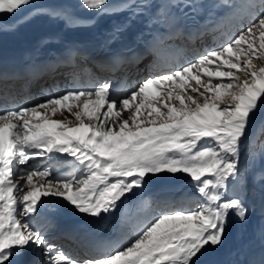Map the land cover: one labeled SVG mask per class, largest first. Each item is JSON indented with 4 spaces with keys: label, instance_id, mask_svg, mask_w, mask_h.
Masks as SVG:
<instances>
[{
    "label": "snow or ice",
    "instance_id": "6c2138e0",
    "mask_svg": "<svg viewBox=\"0 0 264 264\" xmlns=\"http://www.w3.org/2000/svg\"><path fill=\"white\" fill-rule=\"evenodd\" d=\"M79 2L98 14L127 10L137 16L150 7L137 0L115 7L109 0ZM30 3L0 0V15H14ZM231 7L252 17L251 23L218 48L150 73L123 98L104 82L0 105V264H12L29 246L43 249L42 258L33 255L29 264H198L207 249L223 244L230 216L247 220L249 198L264 213V167L254 171L264 161V141L259 152L252 151L248 131L264 105V63H257L264 61V0ZM41 12L70 24L87 22L64 9L31 14ZM122 30L117 26L112 38ZM6 78L0 73V81ZM64 111L74 120L54 118ZM57 154L72 159L67 175L28 167L30 160ZM161 173L186 174L203 203L159 209L108 251L72 256L28 222L53 198L91 217L110 214L149 176ZM247 264H264V249Z\"/></svg>",
    "mask_w": 264,
    "mask_h": 264
},
{
    "label": "bare ground",
    "instance_id": "6f19581e",
    "mask_svg": "<svg viewBox=\"0 0 264 264\" xmlns=\"http://www.w3.org/2000/svg\"><path fill=\"white\" fill-rule=\"evenodd\" d=\"M175 1L137 0V3L146 2L150 7L142 14L132 16L127 10L117 11L114 14H98L95 11L87 10L84 6L73 7L64 0H31L29 5L22 6L14 15H0V62L15 60L21 56H44L45 54H50L55 58L61 57L65 62L55 69L47 67V71H44L40 77L32 76L25 81L13 79L0 82V93H3L0 97L1 105L6 104L11 107L18 102H26L30 99L27 95L24 99L17 100L12 95L15 88L30 91L31 88L40 87V91L30 95L39 98L47 93L46 88L49 93L59 90L64 78L68 76H70V80L65 88L70 87V84L76 80L78 81L76 87L87 88L93 78L97 81L96 86L110 82V88H112L119 74L128 72V85L121 92L122 95L145 70L146 75L141 80L148 78L150 73L186 61L197 52L219 46L234 32L237 22L243 20L241 15L245 17V14L241 12L240 15H235L234 20V16L229 13V10L200 16L199 11L201 12L202 7L207 9L208 5H214L213 1H196L199 8L192 11L180 7L176 9ZM126 2L127 0H113L109 2L108 6L115 7ZM51 8L64 9L73 17L87 22L70 24L63 17H50L46 12L37 15L31 14L34 9ZM190 24H193V29H189L191 28ZM117 26H121L123 30L113 39ZM189 30L191 31L189 32ZM206 36L210 44H206V40L204 41ZM158 42L174 44L176 48V50L174 48V59L170 60L167 56L161 58L159 57L160 53L157 54L154 51L155 54L152 53L151 56L138 63L129 61L130 58L134 59L137 54H146L150 51L148 46H153ZM97 48H103V53H100L101 50L96 52ZM171 56L173 55L170 54ZM242 76H244L243 73ZM40 85L43 86V89ZM7 97L9 98L4 99ZM64 113L66 115L63 119L74 120L73 116L65 111ZM255 115L264 116V105H261ZM54 118L59 119L56 116ZM124 118L126 119L127 116ZM245 151H248V148ZM253 151L259 152L254 149ZM40 163L45 168L51 167L53 174L56 175L59 170L70 167L72 159L57 154L51 160L46 157L42 158ZM244 167L243 162L241 168ZM261 167H264L263 161L256 165L254 171H258ZM251 184L252 176L249 187ZM232 187L230 185L229 190ZM162 193L164 196L160 197ZM185 197H187L186 200H184ZM196 201L197 204L203 203V198L195 191L190 178L186 181L174 180V182L164 183L152 180L149 176L142 190H137L134 195L120 202L116 210L110 214L102 215L99 218L91 217L78 213L72 208L70 210L71 206L66 202L53 198L45 199L40 205L38 213L31 216L28 222L39 228L47 225V230H50L47 231L48 233L44 232L47 240H53L51 243L62 248L68 254L87 256L97 252L86 249L78 243L76 238L66 240L63 237H56L59 234L60 225L72 223L79 227H87L96 224L95 229L98 230L101 226H105L106 229L107 226L113 225L116 232L121 233L122 242H124L133 225L159 209L169 207L170 204L172 207H186L192 203L191 206L194 207L197 205ZM258 204V201L253 202L256 210L253 211L254 213L249 211L245 222H240L234 216H230L223 244L217 248L207 249L200 256L198 264H247L248 261L258 258L264 249V240H262L264 213ZM61 205H63V209H57ZM51 218H55V220L52 221ZM42 253V248L34 249L29 246L28 249H25L24 255L13 258L12 264H29L33 255L35 259L40 260Z\"/></svg>",
    "mask_w": 264,
    "mask_h": 264
},
{
    "label": "rangeland",
    "instance_id": "374dc122",
    "mask_svg": "<svg viewBox=\"0 0 264 264\" xmlns=\"http://www.w3.org/2000/svg\"><path fill=\"white\" fill-rule=\"evenodd\" d=\"M63 1V0H62ZM110 1H113V0H109ZM196 1H201V0H182V2L179 4V6H177V0L174 2V7H176V9L178 7H180L181 9H184V10H187V11H192V10H197L199 8V6L196 4ZM203 1H206V0H203ZM209 1V0H207ZM210 1H213L214 5H208L206 8L207 9H204V7H202L203 9H201V12L199 11V15L200 16H204L205 14L207 15H211V14H215L217 12H221V11H227L229 10V13L232 14V16H234V20H235V15H240L241 12H237L236 9L232 8L231 5L232 4H240L242 2V0H210ZM82 5H79L77 8L81 7ZM210 6V7H209ZM203 10V11H202ZM203 13V14H202ZM237 19V18H236ZM241 19H243L242 21H238L237 22V26L234 27V32H232L231 36L227 37L225 41H227L230 37H232L234 34H236L238 32L239 29L243 28V27H246L248 26L249 23H251L252 21V17L248 16L245 14V17H243V15H241ZM44 22V20H43ZM217 22V21H216ZM240 22V23H239ZM45 30H43L44 32ZM46 32V31H45ZM206 40V44H210L209 43V39L208 37L206 36V39H204V41ZM224 41V42H225ZM222 42V41H221ZM223 42V43H224ZM223 43H221L220 45H222ZM219 45V46H220ZM219 46H216L215 48H218ZM211 49H213V47H211ZM210 50V49H209ZM205 51H200V52H197L196 54L193 55L194 56H197L198 54L200 53H203ZM193 57H190L188 60L192 59ZM257 63H264V61H257ZM164 70H167V69H161L160 71H164ZM146 70L140 75L138 76L133 82H132V85L131 87H129L125 93H122V95L120 97H123L125 94H130V90L133 88V87H138V83L137 82H141V78L144 77L146 75ZM159 72V71H158ZM149 73V72H148ZM148 75V74H147ZM239 75L241 76V79H244L245 77L242 76V72L239 73ZM68 77L64 78V81L62 82L59 90L57 91H60L61 89H64L65 86H68V84L66 83V79ZM96 83L97 81L93 78L91 83L89 84V86L87 88H91L93 86H96ZM43 89V86L40 85ZM34 88V87H33ZM30 89V88H29ZM47 89V88H46ZM37 91H40V87H35L34 89L31 88L30 91H23L21 90V88H15L14 91H12V95L17 99V100H20V99H24L27 95L28 99L26 102H18V104H25V103H30L32 101H35V100H39L40 97H31L30 95L32 94H35ZM3 94V93H2ZM46 94V93H45ZM38 95V94H37ZM47 95V94H46ZM44 96V95H42ZM3 98V97H2ZM1 100V99H0ZM1 102V101H0ZM202 102V101H201ZM67 112V111H65ZM68 113V112H67ZM69 114V113H68ZM66 115V113H63L62 115H56V117H59V119H63V117ZM264 121V116H261V115H255L253 116V119H252V122L250 123V126H249V135L253 138V142L249 145L250 148L256 151H260L261 149V141H264V133L261 132V122ZM204 143H207V141H205ZM42 160V158H35L33 160H30L29 161V164H28V167L30 168H40L41 170L45 168L44 165H42L40 163V161ZM264 162V161H263ZM243 163V161L241 162ZM68 168V167H67ZM66 169V168H65ZM65 169H62V170H59L56 174V176H61V175H67L68 173H64V172H61ZM71 171V170H70ZM250 177L251 175L249 176V181H250ZM190 177H188L186 174H183V173H178V174H169V173H161V174H158V175H152L151 176V179L152 180H155L157 182H174V180H181V181H186L188 180ZM249 201H250V204H251V207H250V212L251 213H254L255 212V208L254 205H253V202L251 201V198H249ZM196 204H197V201H196ZM190 205H192V203H190ZM259 205V204H258ZM257 205V206H258ZM61 207V209H60ZM189 207H192V206H189ZM66 208V207H65ZM72 207H70V210H71ZM192 208H195L192 207ZM59 210H62L63 209V205L61 206H58ZM254 209V210H253ZM72 210H74L72 208ZM55 211V210H54ZM254 211V212H253ZM43 226H41L42 228ZM39 228V227H38ZM53 240H50L49 242H52ZM124 243V242H122ZM28 249V248H27ZM109 250V249H108ZM106 250V251H108ZM42 252H43V249H42ZM105 252V251H104Z\"/></svg>",
    "mask_w": 264,
    "mask_h": 264
},
{
    "label": "water",
    "instance_id": "95a60500",
    "mask_svg": "<svg viewBox=\"0 0 264 264\" xmlns=\"http://www.w3.org/2000/svg\"><path fill=\"white\" fill-rule=\"evenodd\" d=\"M64 1L73 7H77L78 5H80L79 0H64Z\"/></svg>",
    "mask_w": 264,
    "mask_h": 264
}]
</instances>
